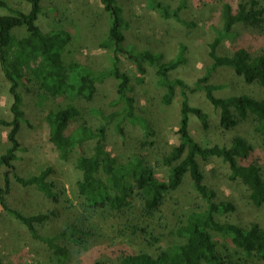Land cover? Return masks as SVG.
I'll return each mask as SVG.
<instances>
[{"label": "trees", "instance_id": "16d2710c", "mask_svg": "<svg viewBox=\"0 0 264 264\" xmlns=\"http://www.w3.org/2000/svg\"><path fill=\"white\" fill-rule=\"evenodd\" d=\"M25 1L30 5L28 13L13 9L0 0V9L6 12L0 16V70L9 84L8 92L12 99L11 119L0 117V127L8 129V148L0 156V168L4 170L0 208L24 226L33 240L46 245L60 264L68 260L69 253L58 241L80 244L85 235L82 228L72 224L53 237H42L37 233L36 225L45 223L52 212L23 215L7 204L12 181L21 188H34L53 204L60 201L61 192L49 181L53 174L51 168L29 177H21L15 171L14 164L21 151L19 134L22 126L28 123L24 93L33 94L40 108L51 101L55 102L52 104L54 107L41 111L48 127V141L58 151L62 161H67L84 143L95 142L92 154L81 155L74 163L81 174L76 184L77 191L88 209H108L117 213L138 199L141 218L150 225L156 224L161 219L165 195L178 190L187 175L193 190L202 199L203 209L188 213L186 221L172 232L179 243L162 248L155 255L143 252L123 254L119 264H257L259 261L264 264V229L255 224L244 228L226 220L235 207L228 201H215L216 193L204 183L205 175L198 162V159L207 161L218 158L227 164L229 180L238 182L246 189L252 206L264 210V172L253 160L252 144L246 137L236 136L230 140L228 147L204 148L189 130L191 115L196 117L204 131L209 130L207 114L192 105V96L202 91L206 100L219 110V127L224 132L252 119L254 132L264 146V96L260 99L249 94L218 97L215 92L221 90L222 86L209 83V73L193 84L172 78L171 74L186 63L184 53L165 61L162 54L127 45L126 32L131 23L118 0H100L109 15L108 34L100 44V48L108 52L109 66L98 72L91 71L72 60L73 37L68 30L42 32L37 27L38 17L46 14L41 7L42 0ZM263 1L238 0L234 3L231 0H215V4L219 5L221 28L215 30L208 53L212 61L211 70L230 68L244 83L258 85L261 89H264V48L255 55L244 47H232L226 55L219 54L218 49L237 35V27L264 29ZM146 3L163 18L192 25L180 18L185 1L173 11L158 0H146ZM21 28L25 29L27 36L17 39L14 31ZM123 60L133 65L138 75L135 79L137 83L143 84L145 77L153 73L165 90L162 99L164 105H170L177 94L181 99L178 144L161 158V163L169 168L167 181L158 179L154 168L140 156L119 161L106 150V127L109 124L113 123L120 134L123 133L124 122L138 124L143 130L150 131L146 120L135 113L132 77L121 69ZM109 77L116 81L114 105L120 106L119 111L104 115L100 108L91 107L87 109L88 113L85 112L77 103H93L97 85ZM83 113L99 121L96 130L79 123ZM138 231L156 241L154 229L149 225L133 229V232ZM91 264L103 263L96 261Z\"/></svg>", "mask_w": 264, "mask_h": 264}, {"label": "rangeland", "instance_id": "374dc122", "mask_svg": "<svg viewBox=\"0 0 264 264\" xmlns=\"http://www.w3.org/2000/svg\"><path fill=\"white\" fill-rule=\"evenodd\" d=\"M9 7L23 13L30 11L25 0H4ZM124 8L130 28L126 32V44L139 50H149L162 54L165 61L176 58L184 53L186 63L172 78L183 79L193 84L198 78L209 73V83L222 86L215 92L218 97L249 94L257 99L264 96V89L258 85H247L227 67L211 70L212 61L208 56L209 44L215 38V30L221 28L219 5L215 0H158L169 6L171 11L181 6L180 18L184 25L173 19L163 18L157 11L151 10L146 0H118ZM237 3L238 0H231ZM264 4V1H263ZM41 7L46 12L36 22L42 32L51 29H65L72 35L73 43L71 58L91 71L105 70L109 66L108 52L100 48L109 30V15L104 11L100 0H42ZM6 12L0 9V16ZM237 35L224 42L218 49L221 55L229 54L232 47H244L252 55L264 48V29L251 30L236 28ZM17 39L26 37L24 28L14 31ZM121 69L132 77L135 98V113L146 120L150 133L138 124L124 122L123 133L116 131L114 124L106 127V150L119 161L132 156H140L154 168L156 177L167 181L169 168L161 163L162 156L170 152L178 144V123L180 118L179 94L170 105H164L162 99L165 90L158 84L153 73H149L143 84L137 83L138 75L133 65L123 60ZM116 81L109 77L97 85L94 102L77 104L87 112L91 107L100 108L104 115L119 111L120 106L114 105L116 99ZM9 84L0 70V117L10 120L11 96ZM23 92V91H22ZM24 93V92H23ZM33 94L24 93L27 124L22 126L19 134L21 151L14 167L21 177H29L40 171L51 168L49 177L57 190L61 192L58 204H53L38 193L34 188H21L12 181V189L7 197V204L23 215L49 214V219L36 225L37 233L42 237H53L68 226L75 224L83 229L85 235L81 243L58 241L64 247L69 258L64 264H119L123 254L148 253L155 255L169 245L179 243L172 234L176 227L186 221V216L193 210L203 209L202 199L191 186L187 175L180 188L165 195L160 221L149 224L140 215V203L135 199L132 204L120 212L108 209H88L83 198L77 191V182L81 174L74 166L75 160L81 155L90 156L94 141H88L76 150L67 161H62L59 153L48 141V127L44 121L42 109L54 107V101L44 104V108L36 104ZM192 105L202 109L208 116L209 130L204 131L195 116H190L189 130L192 137L204 148L228 147L230 140L243 136L254 148L253 160L264 172V146L254 132L255 123L250 119L228 132L219 127V110L215 109L205 98L202 91L192 96ZM88 113V112H87ZM79 123L86 124L96 130L99 121L83 113ZM8 129L0 127V156L8 148ZM200 168L205 175L206 186L216 193L215 201L231 202L235 210L226 216V220L247 228L258 225L264 229V210L257 209L248 200L246 189L238 182L229 180L228 165L218 158L207 161L198 159ZM3 169L0 168V187L3 186ZM0 261L2 264H60L46 245L33 240L24 226L20 225L7 212L0 208ZM149 225L154 229V240L150 236L133 232L136 227ZM257 262V261H256ZM63 264V263H62ZM257 264H263L257 262Z\"/></svg>", "mask_w": 264, "mask_h": 264}]
</instances>
